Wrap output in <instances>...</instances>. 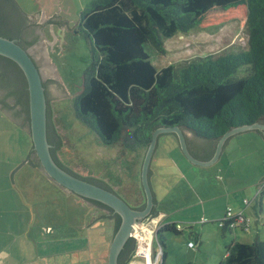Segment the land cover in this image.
Returning a JSON list of instances; mask_svg holds the SVG:
<instances>
[{"label":"trees","instance_id":"trees-1","mask_svg":"<svg viewBox=\"0 0 264 264\" xmlns=\"http://www.w3.org/2000/svg\"><path fill=\"white\" fill-rule=\"evenodd\" d=\"M234 20L245 25L246 50L209 54L198 62L170 63L160 69L153 65L147 47L164 54L167 38L214 30ZM28 25L27 12L18 0H0L1 36L24 47L23 42L30 44L24 41ZM80 28L90 40L92 58L75 97L74 115L104 144L117 143L131 151L147 148L155 129L179 126L202 141L192 147L187 138L191 153L207 160L226 131L264 123V0H92L80 14ZM1 61L2 88L6 96L26 108L29 118L26 78L13 60L0 55ZM48 116L47 139L54 160L70 173L119 195L101 179L82 176L61 162L57 155L61 139L52 134L51 114ZM255 131L264 136V132ZM168 134L177 139L175 133ZM26 160L42 168L32 147ZM142 192L144 201L137 206L129 204L131 207L144 208L143 187ZM88 200L103 216L113 219V235L121 222L119 214L102 202ZM155 212L153 207L150 215ZM175 225L164 223L158 231L163 251L160 264L166 257L160 232L178 234ZM135 246V239L129 237L118 255L119 264L130 263ZM218 264H264V241L233 239Z\"/></svg>","mask_w":264,"mask_h":264},{"label":"rangeland","instance_id":"rangeland-1","mask_svg":"<svg viewBox=\"0 0 264 264\" xmlns=\"http://www.w3.org/2000/svg\"><path fill=\"white\" fill-rule=\"evenodd\" d=\"M37 1L46 18H50L57 9L55 14H59L60 19L68 18V24L77 20L70 27L74 34L65 32L61 35L65 38L60 40V45L63 46L60 47L61 52L58 51L60 34L57 32L56 21L52 22L54 42L49 44L42 39L48 61L54 64L67 91V94L48 98L52 131L61 139L58 158L82 176L101 179L124 197L128 204L140 205L144 201L141 165L146 148L140 147L131 151L123 149L117 143L106 145L92 129L84 126L74 115L75 97L81 90L83 73L92 58L90 40L80 28V14L92 0ZM164 47V54L155 53L152 48L147 47L152 63L157 69L170 63L191 60L198 62L200 57L209 54L216 56L239 53L247 49L248 36L244 23L234 20L214 30L176 34L164 40ZM187 136L192 147L201 145L202 141L195 138L191 132L187 131ZM157 144L152 168H155L156 158H160L161 154L162 163L167 161L169 166H172L173 153L180 156L182 154L178 141L172 134H160ZM31 145L29 134L0 111V264H70L75 260L78 262L79 259H83L84 264H107L113 219L99 216L102 211L95 205L86 200H78V196L73 193L64 192L37 166L22 161L14 169L28 153ZM192 167L210 170L213 182L231 185L230 189L241 187L240 191L229 193V206L234 207V203L241 202L242 199L249 201L244 208V213L251 219L249 228L244 231L236 228L232 232H226L223 237L220 235L222 252H225L224 246L234 238L233 234H236L235 239L240 241H264V136L255 130L236 133L227 139L215 164ZM173 170L181 174L183 168L180 166L178 170V167L174 166ZM221 175H226V179ZM153 186L155 191L160 192L159 183L154 181ZM258 189H261L260 195L254 197ZM75 198L78 199L74 200ZM25 200L40 205L33 208V214H26V218L22 217L25 213L21 210L24 208L21 204L23 205ZM54 203L77 211L78 221L83 219L80 232L84 235V248L78 253V258L70 254L56 255L61 250L55 246L56 240L53 237H60L58 233L69 234L73 229L79 231L80 225L65 224L63 216L58 218L54 213L57 210ZM187 203L193 201L189 197L185 203L180 200L169 201L168 198L166 200L167 207L171 211L177 210L176 215L179 217L191 213L192 218L201 215L198 210L201 209L202 203L196 207V204H193L191 208H180ZM97 216L99 217L96 218ZM55 218L58 219L57 223L54 222ZM182 218L179 219L186 221L189 217ZM91 221L93 222L89 224ZM192 221L195 222L180 223L182 230L178 234L166 230L160 232L166 253L162 264H218L222 259L223 255H217V249L215 253L210 251L214 246L212 237L220 229L218 222L202 221L201 217ZM46 223H50L51 229L47 227L45 230ZM27 226H30L28 240L24 232ZM211 226L213 228H210ZM198 237L201 245L196 243ZM188 242H192L194 246H190ZM25 253L27 256H24ZM138 263L143 264L142 259H138Z\"/></svg>","mask_w":264,"mask_h":264},{"label":"water","instance_id":"water-1","mask_svg":"<svg viewBox=\"0 0 264 264\" xmlns=\"http://www.w3.org/2000/svg\"><path fill=\"white\" fill-rule=\"evenodd\" d=\"M18 2L27 12L28 16L29 27L27 29L29 32L26 36L30 37L29 34L32 33V29L36 28L39 33L45 35V38L41 35L32 42L29 46L30 49L27 50L18 44L15 39H10L0 35V55L13 60L20 67L27 81L29 98V128L23 124L20 110L17 107L14 98L6 96L4 89L0 90V95L2 94L4 99L2 114L20 125L29 134L32 142L31 147L35 151L42 167L38 168L50 177V179H52L57 186L59 185V188L63 187L65 190L63 188L61 189L66 193L70 192L82 198L102 202L111 207L114 212L119 214L121 222L111 237L107 254V264H119L118 255L127 239L132 236L134 225L149 216L152 208L155 206L153 191L149 183L148 171L160 134L175 133L178 145L184 157L193 164L207 166L213 164L218 159L227 139L236 133L248 130H259L264 132V123H249L233 127L226 131L217 141L213 155L207 160L199 159L191 153L187 143V136L179 126L158 127L152 133L151 140L146 148L141 165V185L145 193V206L142 209L133 208L122 197L113 191L87 181L65 170L52 157L50 152L51 144L47 139V100L52 96L67 94V91L54 68V64L51 61H48L46 49L43 46L42 39L49 44L54 42L55 34L52 29V22L56 21L58 23L57 32L60 34L58 51L61 52L60 47L63 46L60 45V40L65 39L61 37V35L65 32L74 34V32L70 30V27H72L77 20L72 24H68V18L64 17L63 19H60V15L55 14L57 9L50 18H46L37 0H18ZM41 25L43 26L40 28L39 26ZM30 51H32L35 55L38 66L31 56ZM44 81L47 88V99L43 84ZM26 155L20 160L14 169L22 161L30 163L26 160ZM14 169L10 172V177ZM76 199L78 198H75L74 200ZM99 216H103V214Z\"/></svg>","mask_w":264,"mask_h":264},{"label":"crops","instance_id":"crops-1","mask_svg":"<svg viewBox=\"0 0 264 264\" xmlns=\"http://www.w3.org/2000/svg\"><path fill=\"white\" fill-rule=\"evenodd\" d=\"M186 136H187V132H186ZM187 138H188V136H187ZM225 144H224V146H225ZM157 147H158V144L155 148L154 154H153L151 162H150V174L148 176H149V183H150L151 189L153 191V195H154V201H155L154 207L156 208L155 214L160 215V217L162 218V224L172 222V223H175V224H178L181 226L180 223H194L195 221H192V220L200 218V217H201L202 221L206 220V221H212V222H216V221L219 222V220L224 217L225 212H226V208L231 207V206H229V205H231L229 193L230 192L235 193V191H237V190L240 191L241 187L236 188V189L235 188L230 189L229 186H231V185H228L226 183L221 184V183H219V181L213 182L211 179V173H210L211 171L210 170H201V169H197V168L192 167V166H201V165L193 164L190 161H188L187 159H184V157H183L184 155L181 153H180L181 156L175 155L173 153L174 157L171 161L172 166L167 165V163H168L167 161L165 162V164L162 163L161 160H162L163 154H161L160 158H156L155 168H152L151 163L154 159V155L156 153ZM215 162L213 164H215ZM174 166L178 167V170H179L180 166L183 168V171L181 172V174H179L178 171L173 170ZM221 176H223V175H221ZM223 179H226V175L223 176ZM154 181L159 183L160 188H161L160 192H157L154 190L155 189L153 186ZM194 182L196 184H194ZM223 182H226V181H223ZM262 185H261V189H262ZM261 189H258L256 191V193L254 194V197L260 195ZM188 197H189V199H191L193 201V203H189V204L187 203V204L181 206L180 208H191L193 206V204H196L195 205V207H196V206H198L199 203H202L201 209L198 210V213H201V215H198L195 218H192V215H191L192 213L190 215L182 214L180 216V217H183L182 219H186L187 217H189L188 220L183 221V220L179 219L180 218L179 215H176L177 210L171 211L167 207L166 200L168 198L169 201L176 202L177 200L178 201L180 200L183 203H185V200H187ZM26 200L23 203V205L21 204V207L22 206L24 207L21 210H23V212L25 213V215L22 217H25L26 214H28V215L30 213L33 214V208L40 207V205L37 206V203L32 202V201H26ZM205 204H207V206ZM65 205H67V204H65ZM246 206L247 205H244L243 199H242L241 202L239 201L237 203H234V207H231V208L234 210H243L244 211V208ZM54 207L57 209L54 213L59 216L58 218H61L63 216L62 218H64V221H66V222H64L65 224L69 223L70 225L71 224L72 225L73 224L78 225V223H79V225H80L79 231L77 229H73V231L70 232L69 234L68 233H66V234L65 233L64 234L58 233V235H60V237H53L54 240H56V242H54L55 246L60 248V250H61V251L57 252L56 255L62 256L63 254L64 255L70 254L71 256H73V257L77 256V258H78V253L83 251L82 249L84 248L83 247L84 235H82L80 232L81 228H82L81 225L83 224V221H82L83 219L80 218V221H78L77 211L68 210V208H69L68 206L66 207V206L60 205V204L56 205L54 203ZM186 214H188V213H186ZM247 217L250 219L249 216H247ZM28 220H30L29 217H28ZM57 220L58 219L55 218L54 222L57 223L56 222ZM49 224L50 223H46V227H45L46 229L45 230H47V227H49L51 229V226ZM26 225H29V223H26ZM218 226H219V224H218ZM210 228H213V227L211 226ZM219 228L220 229L218 230L217 234L212 237V245H214V246L211 248L210 251L215 253V250L217 249V252H216L217 255H220V253H221V255H223V257H224L225 252H222V249L220 247V243H221L220 235L223 237V235L226 232H232L233 230H236V228L231 229V230L226 229L225 232L222 231L223 230L222 226H219ZM237 229L242 230V231L247 230V229H240V228H237ZM29 230H30V226H27L25 231H24V232H26V238H27L26 240H28V238H29V236H28ZM181 230H182V227H181ZM233 236H234L233 239H235L237 237L236 234H233ZM196 241H197L196 243H198L200 245L202 244L200 237H198L196 239ZM51 244H53V242ZM155 246L157 247L156 244H155ZM225 246H224V249H225ZM24 252H26V251H24ZM20 254H22V253L20 252ZM24 256H27L26 253L24 254ZM28 256H30V255H28ZM217 258H218V256H217ZM82 260L83 259H79L78 262L75 260V262L73 261L70 264H84ZM221 260H219L218 263ZM23 264H27V262H24ZM52 264H58V262H55ZM129 264H139V263H138L137 259L131 257ZM209 264H212V262Z\"/></svg>","mask_w":264,"mask_h":264},{"label":"built area","instance_id":"built-area-1","mask_svg":"<svg viewBox=\"0 0 264 264\" xmlns=\"http://www.w3.org/2000/svg\"><path fill=\"white\" fill-rule=\"evenodd\" d=\"M243 203L248 205L249 201L243 199ZM218 224L228 230L234 228L248 229L250 219L244 214L243 210H234L227 207L224 217L219 220ZM162 225V218L158 214L149 215L134 225L132 237L136 241V246L132 258L142 259L143 264L161 263L163 251L157 241L156 234ZM175 228L181 230V226L178 224L175 225ZM155 244H158L159 247H156ZM189 245L194 246L192 242H189Z\"/></svg>","mask_w":264,"mask_h":264},{"label":"flooded vegetation","instance_id":"flooded-vegetation-1","mask_svg":"<svg viewBox=\"0 0 264 264\" xmlns=\"http://www.w3.org/2000/svg\"><path fill=\"white\" fill-rule=\"evenodd\" d=\"M51 23V22H50ZM36 25H38V24H36ZM43 25H41V26H39L40 28L42 27ZM29 27V26H28ZM27 27V28H28ZM26 28V31H25V33H24V41H26V42H30V44H26L25 42H23V45H24V48L25 49H30L29 48V46L32 44V42L33 41H35L37 38H39L41 35L45 38V35L44 34H41V33H39L38 31H37V29L36 28H34V29H32V33L31 34H29V36L30 37H27L26 36V34H28V32H29V30ZM31 52V56L33 57V59L35 60V62H36V64H37V66H38V63H37V61H36V57H35V55L33 54V52L32 51H30ZM2 61L0 62V76H1V73H2ZM43 84H44V87H45V93H46V99H47V88H46V85H45V81L43 82ZM1 89H3L2 88V81H1V78H0V90ZM4 99H3V95L1 94L0 95V111L1 112H3V108H4ZM17 107L19 108V110H20V113H21V116H22V122H23V124L26 126V127H28L29 128V118H28V114H27V111H26V108L25 107H23V106H21V104H19V103H17ZM49 113L51 114V111H50V107H49V105H48V100H47V109H46V119L48 120V115H49ZM61 187V186H60ZM61 188H63V187H61ZM64 189V188H63ZM65 190V189H64ZM77 196V195H76ZM78 198L79 199H81V201L82 200H86V201H89L88 199H86V198H82V197H79L78 196ZM93 204V203H92ZM93 205H95V204H93Z\"/></svg>","mask_w":264,"mask_h":264}]
</instances>
